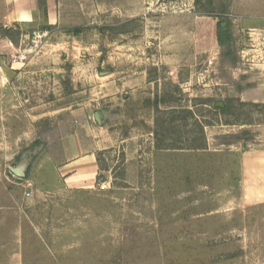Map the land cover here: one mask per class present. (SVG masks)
<instances>
[{
  "label": "rangeland",
  "instance_id": "obj_1",
  "mask_svg": "<svg viewBox=\"0 0 264 264\" xmlns=\"http://www.w3.org/2000/svg\"><path fill=\"white\" fill-rule=\"evenodd\" d=\"M231 1L146 0L149 13L131 21L92 17L103 69L125 71L131 59L147 83L92 109L105 114L99 155L106 171L91 192L62 191L43 156L57 133L55 111L97 99L98 78L75 90L64 52L48 47V34L25 65L0 70V199L20 201L39 226L43 246L30 241L35 264H264V199H247L243 166L246 157L264 158V100L248 82L251 72H264V33L234 20ZM222 6L241 56L233 68H221L217 19L206 15ZM145 23L154 25L156 44L152 36L140 42ZM25 33L22 41L21 31L0 29V51L6 38L13 47L32 44L33 30ZM221 102L231 111L219 110ZM243 130L245 141L216 145L218 135ZM21 162L28 166L18 179L9 167Z\"/></svg>",
  "mask_w": 264,
  "mask_h": 264
},
{
  "label": "crops",
  "instance_id": "obj_2",
  "mask_svg": "<svg viewBox=\"0 0 264 264\" xmlns=\"http://www.w3.org/2000/svg\"><path fill=\"white\" fill-rule=\"evenodd\" d=\"M230 9L234 20L239 21L244 29L264 33V0H232ZM148 10L146 0H46V10L41 7L40 0H0V28L21 31L22 41L28 36L26 30L43 32L44 36L48 34L53 40L48 47L64 52L62 60L70 65V80L74 81L75 90L79 83L88 79L98 78L101 84L96 86L99 88L97 99L81 102L75 99V107L70 105L55 111L58 113L55 119L58 122L57 133L52 138L48 137V153L43 158L44 162H50L60 189L66 193L95 190L101 173L106 171L99 155L106 148L105 114L94 111L92 115V109L100 100L111 102L109 97L111 99L112 96L127 98L129 92L137 91L147 83V72L136 67V62L131 59L128 61L131 65L123 68L125 71L119 72L113 67L103 69L105 57L96 49L99 40L91 19L102 12L118 15L125 22L148 14ZM186 13L187 17L193 15L191 11ZM153 26L149 23L141 26L143 37L140 42L150 44L148 37L157 38L156 34L150 35L152 31L156 32ZM186 28L187 31L190 29L189 26ZM6 41L2 46L7 47L4 51L16 48L9 38ZM154 42L157 43L156 40ZM151 58L150 55L145 57L150 61ZM142 59L137 57L134 60ZM173 61L170 58L167 63L173 64ZM258 68L264 69V66ZM120 73L126 75L120 78ZM251 74L248 79L252 84L251 94L255 93L264 100V72ZM97 112L101 115V123L95 119ZM249 158L252 159L247 162ZM260 158L264 159L249 156L243 163L249 178L247 199L250 203L264 199V176L257 171V168H264V160L256 162ZM32 217L22 210L20 201L11 200L8 205L0 199V264H35L33 246H43L44 239ZM31 240L38 243L32 244ZM61 264H66V260Z\"/></svg>",
  "mask_w": 264,
  "mask_h": 264
},
{
  "label": "trees",
  "instance_id": "obj_3",
  "mask_svg": "<svg viewBox=\"0 0 264 264\" xmlns=\"http://www.w3.org/2000/svg\"><path fill=\"white\" fill-rule=\"evenodd\" d=\"M41 7L46 10V0H40ZM230 10L229 7L222 6L220 12H208L206 15L212 16L217 19L216 23V35L221 47L219 63L221 68H233L236 67L240 61L241 56L239 50L236 46V38L234 34V23L229 16ZM2 34L12 35L13 30L11 28H0ZM219 110L224 113L230 112L231 107L228 103H224V107H217ZM248 131H240L238 133H226L217 136V146H231L245 141V135ZM100 179V178H99Z\"/></svg>",
  "mask_w": 264,
  "mask_h": 264
},
{
  "label": "built area",
  "instance_id": "obj_4",
  "mask_svg": "<svg viewBox=\"0 0 264 264\" xmlns=\"http://www.w3.org/2000/svg\"><path fill=\"white\" fill-rule=\"evenodd\" d=\"M254 31L255 30H253V32ZM254 34H256V32ZM43 36H44V34L42 35L41 32L34 31L32 44L31 43L27 44L26 48H23L22 47L23 45H22L20 47L14 48L12 50L0 51V70L3 69L5 64H9L12 66H18V65L23 66V65H25L29 59V56L32 53H34L36 47L38 46V43L41 42V40L43 39ZM18 179H20V178H18ZM25 186H26V188H29L31 186V183L28 182V184ZM31 194L32 193L30 191L26 192V196H28V197L31 196Z\"/></svg>",
  "mask_w": 264,
  "mask_h": 264
},
{
  "label": "water",
  "instance_id": "obj_5",
  "mask_svg": "<svg viewBox=\"0 0 264 264\" xmlns=\"http://www.w3.org/2000/svg\"><path fill=\"white\" fill-rule=\"evenodd\" d=\"M221 106L224 105L223 102L219 103ZM95 119L98 123H101V115L100 113L95 114ZM28 164L26 162H21L16 166L9 167L10 171L17 176L20 179H23L26 177V170H27Z\"/></svg>",
  "mask_w": 264,
  "mask_h": 264
}]
</instances>
